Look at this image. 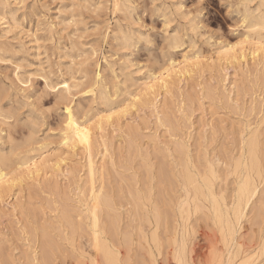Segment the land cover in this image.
I'll return each mask as SVG.
<instances>
[{"label": "rangeland", "instance_id": "obj_1", "mask_svg": "<svg viewBox=\"0 0 264 264\" xmlns=\"http://www.w3.org/2000/svg\"><path fill=\"white\" fill-rule=\"evenodd\" d=\"M263 17L264 0H0V264H93L94 221L122 264H149L148 221L167 249L186 211L194 264L209 246L264 264ZM66 105L90 128L92 174L63 141ZM239 168L255 193L227 262L203 202H174L186 169H213L230 205Z\"/></svg>", "mask_w": 264, "mask_h": 264}, {"label": "bare ground", "instance_id": "obj_2", "mask_svg": "<svg viewBox=\"0 0 264 264\" xmlns=\"http://www.w3.org/2000/svg\"><path fill=\"white\" fill-rule=\"evenodd\" d=\"M114 6H115V4H114ZM126 41H128V40H126ZM172 43L174 44V39H173ZM174 46H176V45H174ZM74 47H76V46H74ZM225 54H229V52H227ZM228 56H230L233 59H235V58L237 59V56L235 55L234 52ZM160 80H161V78H160ZM161 81H162L161 86L165 87L167 82L165 83L163 79ZM61 84H63V83H61ZM67 84H64V87L66 89H68V87H69ZM55 85L58 86L57 84H55ZM93 86H94V84H93ZM149 87H151V86H149ZM101 92H103V91H101ZM67 95H68V93H67ZM59 97H60V95H59ZM64 108H65V114H64L65 117L63 120V127H62L63 141H64V143H68L72 148L77 147V146H82L84 148V150L86 151L87 156H88L89 172L92 174L94 172V166H93V162H92L91 157H90V154H91L90 153V151H91L90 128L84 124V121L82 123V121L78 122L76 120L77 117L75 118L74 114L72 113V111H71L72 108H70V105H66V106H64ZM255 145L256 144H254V141L251 140V145L249 144V148L247 147L250 150V154H251V152H254ZM236 160H238V158ZM21 161L23 162V160H21ZM46 162H48V161H46V160L43 161V163H46ZM56 163H58V162H56ZM190 163H191V161H190ZM235 165L238 166L239 163L235 164ZM32 166H33L32 167L33 171H30V170H28V171L39 173V171L41 170V167H40L41 162L33 163ZM28 169H31V168H28ZM184 169H185V167H184ZM188 169H186L183 176L179 180L180 182L178 181L180 183V189L177 190L178 194L176 197V202H174V205L178 210L181 211V208L183 207L182 205L185 204L186 202L190 203V201H194V200L200 201L201 204L203 202L202 206L206 207V209L208 210V216L212 219L213 223L215 225H217L218 230L221 233V241L223 243L224 249L227 252V262H231L235 257H237L241 254V247L239 245L236 244V246L233 247V245L235 244L234 240L236 238V237L234 238V236H235L234 233L236 232L235 231L236 228L234 229V226L244 216V210H245L250 198L255 193V188L253 187L252 182H250L248 180V177L241 179L242 168H241V170L239 168L238 179L235 180L237 183V186L234 189V194L232 197L233 198L232 203L229 205L225 201V196L223 194V191L221 189H219V190L216 189V186L218 184L216 185V183L214 182L215 170L211 169L210 176H208L207 174L200 176L199 173H197L195 171L193 173H191V169L189 171H188ZM229 170L231 171V169H229ZM232 170L234 171L235 168ZM177 171H178L177 172V174H178L180 172V170H177ZM38 173H36V175H38ZM234 174H235V172H234ZM6 175H7V173L4 172V170H2L0 167V191L1 192L5 188L4 186L2 187L3 183H1V181H3L4 183L9 181V179L5 178ZM161 177L164 178L163 173L161 174ZM260 192H262V191H260ZM98 197H99V194H97L95 192L92 193V202H91L92 206L90 208L91 209L90 213L92 214L93 218H95V214H96L95 210L97 209L96 206L99 203ZM148 208H149L148 212L153 213L154 211H156L155 210V203L153 204V202H151V206L147 207V209ZM187 210H189V209H187ZM186 213H187V216L184 217V215H183L181 222L176 223L175 226L173 225V230L171 231L169 236L165 239L167 249L164 248V240L160 236L159 224L153 220L148 221V229L144 234V248L146 251L145 254L147 255V259L149 261V264H157V262L159 260L166 262V264H168L167 261H170V262L172 261L174 264H194L195 259H197L198 255H199L198 250L200 248H202L203 245L197 244L194 241H192V239H191V236H192L191 227L192 226L189 227L188 211H186ZM206 215H207V212H206ZM237 228H238V226H237ZM100 235H101V232L97 230L96 223L94 221L92 223V240H91V248L93 249V254H91V256H89L90 257L89 260L93 264H101V262L103 264H122V257H121L122 255H121L119 249L117 247H114L110 243H108L110 241H107L105 237L101 238ZM207 240L210 241L209 236H208ZM89 244H90V242H89ZM207 245L209 246V244H207ZM209 247L211 249H208V252L206 253L207 258H205L206 256L204 257L206 264H212L215 261L218 262L217 264H220L221 254L217 253L218 251L216 252L213 249V247H211V246H209ZM168 248H170V249H168ZM254 255H255V253H254ZM38 258H39L38 255H36V253L34 252V254H32V257H31L32 263L38 264L39 263ZM240 258H241V255H240Z\"/></svg>", "mask_w": 264, "mask_h": 264}]
</instances>
